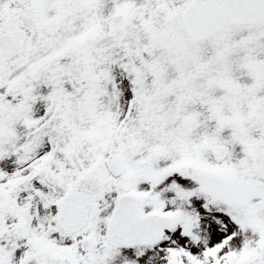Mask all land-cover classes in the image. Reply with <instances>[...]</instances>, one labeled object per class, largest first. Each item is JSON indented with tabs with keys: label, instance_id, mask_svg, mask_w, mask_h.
<instances>
[{
	"label": "snow or ice",
	"instance_id": "1",
	"mask_svg": "<svg viewBox=\"0 0 264 264\" xmlns=\"http://www.w3.org/2000/svg\"><path fill=\"white\" fill-rule=\"evenodd\" d=\"M0 264H264V0H0Z\"/></svg>",
	"mask_w": 264,
	"mask_h": 264
}]
</instances>
